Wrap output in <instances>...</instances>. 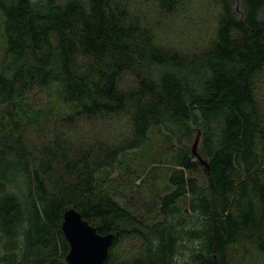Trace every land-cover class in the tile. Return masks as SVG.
Instances as JSON below:
<instances>
[{"label":"trees","instance_id":"trees-1","mask_svg":"<svg viewBox=\"0 0 264 264\" xmlns=\"http://www.w3.org/2000/svg\"><path fill=\"white\" fill-rule=\"evenodd\" d=\"M202 1L190 44L194 0H0V264H68L69 209L105 264H264V0Z\"/></svg>","mask_w":264,"mask_h":264},{"label":"water","instance_id":"water-1","mask_svg":"<svg viewBox=\"0 0 264 264\" xmlns=\"http://www.w3.org/2000/svg\"><path fill=\"white\" fill-rule=\"evenodd\" d=\"M200 133L193 146L197 158L207 166V162L198 153ZM64 233L70 243V252L66 260L68 264H105L108 260L110 249L115 235H100L80 212L69 209L64 214Z\"/></svg>","mask_w":264,"mask_h":264},{"label":"rangeland","instance_id":"rangeland-1","mask_svg":"<svg viewBox=\"0 0 264 264\" xmlns=\"http://www.w3.org/2000/svg\"><path fill=\"white\" fill-rule=\"evenodd\" d=\"M197 6L195 7V13L199 12L198 18L201 20L198 26L188 25L184 29V35L186 36L187 43L196 44L198 43L199 37L206 36L214 23L213 10L203 2L202 0H194ZM194 9L190 8V13L187 15L192 17ZM192 15V16H190ZM196 37L198 39H196ZM188 38V39H187ZM191 38V40H189ZM195 38V40H193ZM112 131V130H111ZM115 131V130H114ZM195 139L188 142V144L193 148ZM135 153V152H134ZM139 160L137 162L138 165V173H144V175L150 172L151 169L158 168V172L163 174L165 172V168L173 164V155L172 149L169 144H167L161 137H157L154 140V144L148 148L143 150H138L136 152ZM143 169H146L145 172H142ZM157 172V171H156ZM117 174V172H116ZM123 203V201L121 200Z\"/></svg>","mask_w":264,"mask_h":264}]
</instances>
